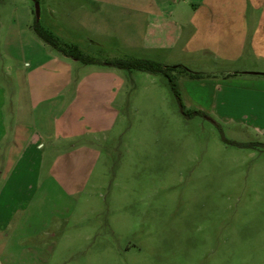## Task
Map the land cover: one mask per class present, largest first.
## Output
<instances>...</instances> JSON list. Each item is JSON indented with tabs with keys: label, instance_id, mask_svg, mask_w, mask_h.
Returning <instances> with one entry per match:
<instances>
[{
	"label": "rangeland",
	"instance_id": "374dc122",
	"mask_svg": "<svg viewBox=\"0 0 264 264\" xmlns=\"http://www.w3.org/2000/svg\"><path fill=\"white\" fill-rule=\"evenodd\" d=\"M112 3L40 0L38 21L61 44L101 62L150 60L116 36ZM35 23L32 0H0V83L11 100L18 72L57 75L59 105L86 91L83 82L90 91L102 81L115 87L103 130L58 141L59 156L43 157L42 173L19 194L9 191L11 176H0V264H264V138L184 104L182 111L164 75L64 56ZM23 51L24 68L9 59ZM7 59L11 76L2 72ZM201 66L226 70L185 67ZM188 93L209 102L208 91Z\"/></svg>",
	"mask_w": 264,
	"mask_h": 264
},
{
	"label": "crops",
	"instance_id": "0c3cea01",
	"mask_svg": "<svg viewBox=\"0 0 264 264\" xmlns=\"http://www.w3.org/2000/svg\"><path fill=\"white\" fill-rule=\"evenodd\" d=\"M113 1L109 10L113 31L132 51L140 49L145 58L164 65L226 67L222 75L205 72V66L190 69L210 76L205 79L179 74L177 84L185 106L253 129L264 138V0ZM37 47L44 49L42 43ZM22 54L21 59H9L18 67L21 60L24 68L27 58ZM35 56L36 51L30 53V58ZM58 58L54 55L53 59ZM10 61L2 69L6 76H11ZM18 73L13 100L11 91L0 83V176L12 177L9 191L16 194L26 180L33 181L42 173L43 157L59 156L58 141L73 142L91 130L104 129V105L115 87L102 81L90 91L83 82L80 86L86 91H75L59 105L58 92L64 91H52L57 75L36 70L30 76ZM188 91H208L209 102L195 99ZM9 102L11 116L6 113ZM4 144L9 145L6 151ZM77 150L89 149L81 146Z\"/></svg>",
	"mask_w": 264,
	"mask_h": 264
},
{
	"label": "trees",
	"instance_id": "16d2710c",
	"mask_svg": "<svg viewBox=\"0 0 264 264\" xmlns=\"http://www.w3.org/2000/svg\"><path fill=\"white\" fill-rule=\"evenodd\" d=\"M35 3H39L40 0H32ZM34 30L36 34L48 45H50L52 48L63 54L64 56H67L69 58L75 59L82 64L85 65H100L105 64L108 66L116 67L121 70H127V71H133L138 70L142 72H147L154 75H164L169 80V85L175 95V97L179 100L181 110L184 111V106L182 105L181 100V93L179 91V87L177 84V77L176 74H183L191 79H205L209 78V75L194 72L189 70L187 67L183 65L170 67L167 65H164L162 63L149 60V59H143V58H125V59H116L114 61H107V62H101L98 59H95L91 56L84 55L78 47L71 46V45H65L61 44L59 39H57L53 33H51L48 30H45L43 27L40 26L39 21L36 18V23L34 25ZM197 114H203L202 112L197 111Z\"/></svg>",
	"mask_w": 264,
	"mask_h": 264
},
{
	"label": "water",
	"instance_id": "95a60500",
	"mask_svg": "<svg viewBox=\"0 0 264 264\" xmlns=\"http://www.w3.org/2000/svg\"><path fill=\"white\" fill-rule=\"evenodd\" d=\"M35 13H36L37 20H39L40 18V4L39 3H35Z\"/></svg>",
	"mask_w": 264,
	"mask_h": 264
}]
</instances>
